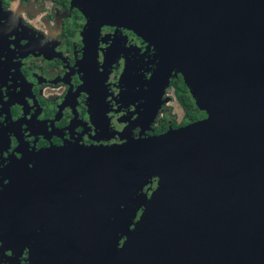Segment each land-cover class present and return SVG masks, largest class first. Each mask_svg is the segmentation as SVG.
<instances>
[{
  "label": "water",
  "instance_id": "obj_1",
  "mask_svg": "<svg viewBox=\"0 0 264 264\" xmlns=\"http://www.w3.org/2000/svg\"><path fill=\"white\" fill-rule=\"evenodd\" d=\"M71 1L88 20V36L92 27L114 26L154 50L145 119L172 71L205 118L118 145L29 155L40 172L33 187L50 200L82 196L62 217L83 230L109 217L93 210L115 219L141 196V213L109 264H264V0ZM94 51L85 53L93 67ZM23 178L10 194L26 192ZM152 180L147 198L141 191Z\"/></svg>",
  "mask_w": 264,
  "mask_h": 264
},
{
  "label": "flooded vegetation",
  "instance_id": "obj_2",
  "mask_svg": "<svg viewBox=\"0 0 264 264\" xmlns=\"http://www.w3.org/2000/svg\"><path fill=\"white\" fill-rule=\"evenodd\" d=\"M74 4L0 0V264H109L128 231V225H113L123 220L122 210L115 219L93 210L109 217L89 230L66 227V207L82 196L64 202L54 200L56 195L50 200L43 186L39 192L33 181L40 172L31 170L38 162L29 155L68 146L118 145L125 137L156 136L205 118L172 71L147 128L142 111L158 62L154 50L114 26L92 27L88 36V20ZM88 46L95 50L94 67L86 58ZM174 85H183L185 107ZM171 99L180 106L178 120L165 108ZM19 177L27 180L26 192L10 194ZM154 187L152 180L141 192L148 198Z\"/></svg>",
  "mask_w": 264,
  "mask_h": 264
},
{
  "label": "rangeland",
  "instance_id": "obj_3",
  "mask_svg": "<svg viewBox=\"0 0 264 264\" xmlns=\"http://www.w3.org/2000/svg\"><path fill=\"white\" fill-rule=\"evenodd\" d=\"M165 97L166 98H169V96H168V92H167V94L165 95ZM192 100H193V105L195 106V104H194V99L192 98ZM196 107V106H195ZM159 108V107H158ZM165 108H169L170 109V114H174V115H170L173 119H175V120H178V118H179V116H180V106H178L177 104H176V102L173 100V99H171V101L170 102H168V104H166L165 105ZM158 109H156V111H157ZM156 111H155V113H156ZM165 110H163V112H164ZM172 112V113H171ZM154 116H155V114L153 115V117L151 118V119H148V118H146V120H147V122H146V124L145 125H147L146 127L148 128V126L150 125V123H151V121H152V119H154ZM144 119H145V117H144ZM140 198H141V196L140 197H136V199H134V200H132L130 203H128L127 205H126V207L124 208V209H122V211H121V215H120V217L119 218H122L123 217V220L121 221V222H118V223H115V220H114V223H113V225H117L119 228H121L122 227V225H128V229L127 230H129V227L132 225V223L134 222V220H135V217H136V215H137V213L140 211V209L139 210H137V211H135L136 210V202H139V200H140ZM133 211V212H132ZM132 213L134 214V215H132ZM131 216H133V217H131ZM129 219L128 220V222L126 223V219ZM117 220H118V218H117ZM130 224V225H129Z\"/></svg>",
  "mask_w": 264,
  "mask_h": 264
},
{
  "label": "trees",
  "instance_id": "obj_4",
  "mask_svg": "<svg viewBox=\"0 0 264 264\" xmlns=\"http://www.w3.org/2000/svg\"><path fill=\"white\" fill-rule=\"evenodd\" d=\"M175 86V95L178 99V102L181 106H186V101L183 98V95L180 94V91H183V85H174ZM196 112V111H195ZM192 118L194 117V113L191 114Z\"/></svg>",
  "mask_w": 264,
  "mask_h": 264
}]
</instances>
